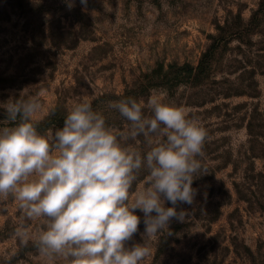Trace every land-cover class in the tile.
Instances as JSON below:
<instances>
[{"label":"rangeland","instance_id":"374dc122","mask_svg":"<svg viewBox=\"0 0 264 264\" xmlns=\"http://www.w3.org/2000/svg\"><path fill=\"white\" fill-rule=\"evenodd\" d=\"M160 93L206 129L204 171L193 204H177L186 215L171 220L170 235L144 237L136 210L126 246L151 249L142 264H264V121L253 135L247 128L254 108L264 112V0H0V126H11L10 98L39 99L44 133L87 96L123 132L129 123L109 102ZM127 143L149 150L143 136ZM147 175L142 168L133 191ZM22 220L33 236L43 227L0 198V264H47L15 236Z\"/></svg>","mask_w":264,"mask_h":264},{"label":"clouds","instance_id":"9594fccd","mask_svg":"<svg viewBox=\"0 0 264 264\" xmlns=\"http://www.w3.org/2000/svg\"><path fill=\"white\" fill-rule=\"evenodd\" d=\"M3 108L11 126H0V198L11 196L23 219L42 224L33 236L22 220L15 236L25 245L32 240L47 264H142L151 249L126 246L141 223L136 210L144 214V237L153 239L171 234L173 218L184 220L178 203L194 202L207 131L163 93L146 103L109 102L129 123L123 132L108 126L87 96L72 104L61 128L44 133L37 130V97L10 98ZM139 136L146 154L127 143ZM142 168L148 175L133 191Z\"/></svg>","mask_w":264,"mask_h":264},{"label":"trees","instance_id":"16d2710c","mask_svg":"<svg viewBox=\"0 0 264 264\" xmlns=\"http://www.w3.org/2000/svg\"><path fill=\"white\" fill-rule=\"evenodd\" d=\"M206 56V54H205ZM206 61V59H205ZM207 64V63H206ZM263 120L264 121V112L260 111L258 108H254L253 111H251L250 115H249V121L247 123V128L248 131L251 135H253L254 133H252V127L256 125V121L258 120Z\"/></svg>","mask_w":264,"mask_h":264}]
</instances>
